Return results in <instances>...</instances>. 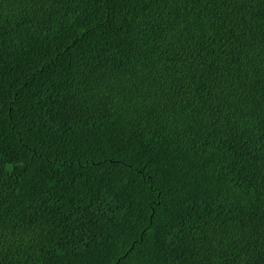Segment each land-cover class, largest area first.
<instances>
[{"label":"trees","instance_id":"1","mask_svg":"<svg viewBox=\"0 0 264 264\" xmlns=\"http://www.w3.org/2000/svg\"><path fill=\"white\" fill-rule=\"evenodd\" d=\"M0 28V264H264V0H0Z\"/></svg>","mask_w":264,"mask_h":264},{"label":"bare ground","instance_id":"2","mask_svg":"<svg viewBox=\"0 0 264 264\" xmlns=\"http://www.w3.org/2000/svg\"><path fill=\"white\" fill-rule=\"evenodd\" d=\"M103 4V3H102ZM134 6V5H133ZM120 10V9H119ZM18 11V10H17ZM30 13V12H29ZM114 13V12H113ZM17 14V13H16ZM104 15V14H103ZM110 15V14H109ZM19 17V16H18ZM30 19V18H29ZM137 24V23H136ZM1 29V28H0ZM35 30V29H34ZM121 30V29H120ZM254 49V48H253ZM257 51V50H256ZM4 57V56H3ZM171 109V108H170Z\"/></svg>","mask_w":264,"mask_h":264}]
</instances>
